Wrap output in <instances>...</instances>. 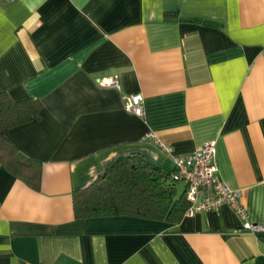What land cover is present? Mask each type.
<instances>
[{
    "label": "crops",
    "instance_id": "crops-1",
    "mask_svg": "<svg viewBox=\"0 0 264 264\" xmlns=\"http://www.w3.org/2000/svg\"><path fill=\"white\" fill-rule=\"evenodd\" d=\"M262 49L264 0H0V92L42 104L3 131L42 169L33 190L0 163V264H264V230L227 205L178 223L73 209L120 157L172 170L152 132L175 155L215 140L218 177L264 226Z\"/></svg>",
    "mask_w": 264,
    "mask_h": 264
},
{
    "label": "trees",
    "instance_id": "trees-1",
    "mask_svg": "<svg viewBox=\"0 0 264 264\" xmlns=\"http://www.w3.org/2000/svg\"><path fill=\"white\" fill-rule=\"evenodd\" d=\"M39 99L14 100L0 92V163L33 190L41 184V162L23 155L4 135L5 129L42 117ZM172 170L163 169L138 153L109 165L88 186L73 192L77 219L126 215L169 223L182 220L187 209L185 186L177 189Z\"/></svg>",
    "mask_w": 264,
    "mask_h": 264
},
{
    "label": "built area",
    "instance_id": "built-area-1",
    "mask_svg": "<svg viewBox=\"0 0 264 264\" xmlns=\"http://www.w3.org/2000/svg\"><path fill=\"white\" fill-rule=\"evenodd\" d=\"M261 54L264 55V49ZM105 87L119 88L117 75L97 79ZM123 109L136 116L143 115V97L141 94L122 95ZM153 141L160 150L172 158L174 165L173 179L184 183L187 209L184 216L217 210L222 205L233 209L243 220L239 230L260 231L264 226L247 221V214L241 205V192L227 186L217 175L216 141L210 140L185 155H175L170 145L160 142L152 132L144 135Z\"/></svg>",
    "mask_w": 264,
    "mask_h": 264
},
{
    "label": "rangeland",
    "instance_id": "rangeland-1",
    "mask_svg": "<svg viewBox=\"0 0 264 264\" xmlns=\"http://www.w3.org/2000/svg\"><path fill=\"white\" fill-rule=\"evenodd\" d=\"M183 188H184V183L179 182V183L177 184V189H178V191L181 192V191L183 190Z\"/></svg>",
    "mask_w": 264,
    "mask_h": 264
}]
</instances>
